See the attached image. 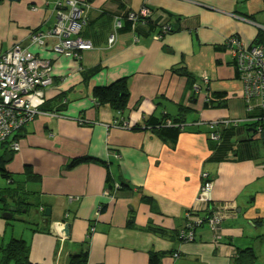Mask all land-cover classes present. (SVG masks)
<instances>
[{
	"label": "crops",
	"instance_id": "1",
	"mask_svg": "<svg viewBox=\"0 0 264 264\" xmlns=\"http://www.w3.org/2000/svg\"><path fill=\"white\" fill-rule=\"evenodd\" d=\"M60 1L67 11V0L1 2L0 54L53 28ZM145 6L173 31L156 39L139 24L117 31L108 45L115 16ZM84 14L80 36L93 48L78 58L54 52V37L29 46L51 61L53 82L43 94L45 108L55 112L27 123L19 150L0 151L11 175L6 184L31 196L27 211L0 217V248L25 240L31 264H69L83 253L85 264H149L151 252L164 254L159 264H264V130L241 125L252 112L225 47L231 36L245 46L264 43V0H90ZM121 79L129 96L115 113L95 89ZM211 94L223 100L205 106ZM159 100L174 104L178 115L189 109L174 141L146 126L168 115ZM220 119L241 121L222 149L208 125ZM79 157L88 161L67 168ZM25 168L37 180L27 179ZM204 172L212 183L207 202L197 199ZM46 208L52 215L44 226ZM188 210L219 211L223 219L215 231L205 226L192 241H179ZM62 217L72 224L69 235L50 229Z\"/></svg>",
	"mask_w": 264,
	"mask_h": 264
},
{
	"label": "built area",
	"instance_id": "2",
	"mask_svg": "<svg viewBox=\"0 0 264 264\" xmlns=\"http://www.w3.org/2000/svg\"><path fill=\"white\" fill-rule=\"evenodd\" d=\"M66 3L67 11H64L61 1L57 3V21L53 28L46 32H32L27 46L15 44L0 54V145L10 142L9 149L12 151L19 150V143L13 141L12 136L20 127L32 121L35 115L41 113L38 107L44 100L43 89L51 86L53 82L51 61L33 53L29 46L43 45L46 37H54L56 38L54 52L76 58L79 57V52L93 48L90 39L80 36L86 24L84 11L88 4L79 0H67ZM129 19L136 26L138 19L145 22L153 21L154 18L148 8L142 7L137 13H131ZM120 25V20L114 19V32L108 38V45L114 43L115 28L121 27ZM262 28L264 29V26ZM162 29L163 32H167V27ZM154 37L161 39L162 35L156 33ZM225 45L236 63L239 79L243 84L242 95L247 111H252L258 106L264 108L263 45L245 46L239 39L232 36L226 39ZM203 79L205 82L208 81L207 77ZM250 120L258 122L260 125L258 129H262L261 123H264V116L253 117ZM228 122L225 119L208 122L211 128H215L211 135L212 140L219 138L216 128L220 125L225 126ZM201 178L197 199L207 202L212 183L206 172L201 174ZM105 193L108 195L107 191ZM222 219L219 211L210 212L206 217H196L187 212L180 237L183 242H190L194 239L197 229L207 226L211 231H215ZM62 227L63 224L59 225L60 229L51 224V231L58 232L57 229L61 230ZM56 234L63 235L62 232Z\"/></svg>",
	"mask_w": 264,
	"mask_h": 264
},
{
	"label": "trees",
	"instance_id": "3",
	"mask_svg": "<svg viewBox=\"0 0 264 264\" xmlns=\"http://www.w3.org/2000/svg\"><path fill=\"white\" fill-rule=\"evenodd\" d=\"M5 0H0V4L1 2H3ZM9 2H19L20 0H7ZM90 0H85L84 3L89 5ZM146 8H148L152 14H154V11L152 9H150L149 7L145 6ZM138 10H127L125 12L124 15H119V16H115L114 19H119L121 22V27H116V33L119 30H123V29H134L137 25L142 24V25H147L149 27L150 31H153L154 34H161L162 35V39L165 35L171 33L173 31V26L171 24V22L167 19V21H154L153 23L152 21H145L142 22L140 19H138V23L136 24V26H134V22L129 19V15L131 13H137ZM125 21L127 24L124 26L122 21ZM140 21V22H139ZM162 27H167V32H163ZM232 37H236V36H232ZM237 38V37H236ZM238 39V38H237ZM263 47H264V43H262ZM225 47H227L225 45ZM4 53V52H3ZM2 54V53H1ZM234 62V60H233ZM234 65L236 67V63L234 62ZM237 70V69H236ZM177 72H179V74L185 75L186 77H190V74L184 70V68H177L176 69ZM237 74L239 76L238 70H237ZM95 95L98 99H107V101L111 104L113 111L116 113L121 112L124 109L125 103L127 102L128 96L129 94L127 93V89H126V79H121L119 81L114 82L113 84L109 85L108 87H99L95 89ZM223 100V95L222 94H216V95H208L207 99L205 100L204 105L205 106H209V105H213L214 102L219 101V103ZM218 103V105H220ZM39 111L41 112H55L54 110H50V109H46L45 108V100H43L42 104L38 107ZM247 110V109H246ZM180 111L183 113L185 112L188 113L189 109L188 108H184L181 107ZM254 111V113H253ZM256 111V112H255ZM251 113V115H248L247 119L245 121L246 124H241L242 127H247L249 126H254L256 131H263L264 129V123H261L262 125V129H258L259 123L254 121V120H250L253 117H263L264 116V108L262 107H257L252 111H249V113ZM182 113H180V115H178L177 117H169L168 115H164L162 118L157 119V118H150L148 120V126L150 129L153 130H157L158 134L166 139H170L172 141L176 140L177 137L179 136L180 131H182L184 129V125L186 123L184 116L182 115ZM37 115L34 116V118ZM250 117V118H249ZM227 120V119H226ZM236 119H230L227 120L229 121L227 125L222 126V130H219V141L221 140V143L219 144V149H222L223 147H225V143L229 138V135L232 134L234 135V130L238 128V126L240 125V120L235 121ZM31 122V121H29ZM27 125V123L25 125H23L22 127L19 128V130L17 131V133H15L12 136V140L17 141L18 138L20 137V133L24 130V127ZM233 130V132H232ZM232 132V133H231ZM260 133V132H259ZM18 142V141H17ZM9 144L10 142L7 141L6 144H2L0 145V149H1V153H8L11 152L12 150L9 149ZM3 154H1L0 157V174L3 178L10 180L11 175L7 172V170L5 169V164L2 162L3 159ZM88 161L87 157H79L76 159H73L68 165L67 168H71L77 164H80L82 162H86ZM25 176L27 179L29 180H37V178L31 173L30 170H27V168H25ZM12 182V180H11ZM12 184V183H11ZM8 188H1L0 189V217L2 216V214L4 212H7L11 207H15L16 208V212H22L27 211L30 203H29V198L31 197L29 195V193H27L25 191V189L18 185L15 188H10V182H8ZM111 187V185H110ZM186 212H190L191 215L196 216V217H206L210 214V210L205 211V213H198L197 211H193V210H188ZM13 214V213H12ZM150 229L152 227H149ZM180 231H178L176 238L179 241H182L181 237H180ZM245 252L243 253L245 256L247 253H249L247 255L248 261L253 262L255 260V256L250 254L249 250H244ZM86 253H83L79 256H71L70 260H69V264H85L86 262ZM160 256H164V254H159V253H153L151 252L150 254V258H149V264H159L160 263ZM31 264V262L29 261V244L23 240V239H11L8 243H6L5 245H3L0 248V264Z\"/></svg>",
	"mask_w": 264,
	"mask_h": 264
},
{
	"label": "water",
	"instance_id": "4",
	"mask_svg": "<svg viewBox=\"0 0 264 264\" xmlns=\"http://www.w3.org/2000/svg\"><path fill=\"white\" fill-rule=\"evenodd\" d=\"M159 102L165 107L166 109V113L172 117L177 116L178 115V109L177 107L170 103L169 101H164V100H159ZM10 156V155H8ZM3 161H7L6 157L3 159ZM16 211L15 207H11L7 212H4L2 214V217L4 218H10L12 216V213H14ZM52 215L51 209L50 208H46L43 214V225L47 226L48 222L50 220V217ZM61 224H63V227L61 230L57 229L58 232H63L65 235H69L70 231H71V227L72 224L70 222H66L65 219L62 217L60 220ZM51 225V224H50ZM55 228H57V225L54 223ZM51 229V227H50Z\"/></svg>",
	"mask_w": 264,
	"mask_h": 264
},
{
	"label": "rangeland",
	"instance_id": "5",
	"mask_svg": "<svg viewBox=\"0 0 264 264\" xmlns=\"http://www.w3.org/2000/svg\"><path fill=\"white\" fill-rule=\"evenodd\" d=\"M241 17H244V16H241ZM247 20L248 22H251V23H255L256 24V26H257V24H259V23H257V22H255V21H253V20H251V19H248V18H246V17H244V20ZM263 25V24H262ZM264 26V25H263ZM262 27V26H261ZM258 43H256L255 45H257ZM0 151H1V149H0ZM8 186V183L6 184V180H5V178H3L2 176H1V174H0V189L1 188H8L7 187Z\"/></svg>",
	"mask_w": 264,
	"mask_h": 264
},
{
	"label": "bare ground",
	"instance_id": "6",
	"mask_svg": "<svg viewBox=\"0 0 264 264\" xmlns=\"http://www.w3.org/2000/svg\"><path fill=\"white\" fill-rule=\"evenodd\" d=\"M233 58V57H232ZM263 58H264V53H263ZM187 123H185L183 126H186Z\"/></svg>",
	"mask_w": 264,
	"mask_h": 264
}]
</instances>
